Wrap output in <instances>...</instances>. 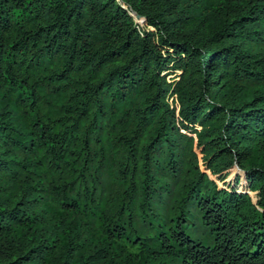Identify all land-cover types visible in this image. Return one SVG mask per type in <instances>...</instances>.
Masks as SVG:
<instances>
[{"label":"trees","instance_id":"1","mask_svg":"<svg viewBox=\"0 0 264 264\" xmlns=\"http://www.w3.org/2000/svg\"><path fill=\"white\" fill-rule=\"evenodd\" d=\"M0 264H264V0H0Z\"/></svg>","mask_w":264,"mask_h":264},{"label":"rangeland","instance_id":"2","mask_svg":"<svg viewBox=\"0 0 264 264\" xmlns=\"http://www.w3.org/2000/svg\"><path fill=\"white\" fill-rule=\"evenodd\" d=\"M237 172L238 171L234 168L230 171L229 175L223 181L217 180L219 186L220 187H228L227 184L229 183V187H236L237 190H240L241 184L239 183V184H237V186H235V183H234V177H235ZM250 194L252 195V193H250ZM253 199H255L254 196H253Z\"/></svg>","mask_w":264,"mask_h":264},{"label":"water","instance_id":"3","mask_svg":"<svg viewBox=\"0 0 264 264\" xmlns=\"http://www.w3.org/2000/svg\"><path fill=\"white\" fill-rule=\"evenodd\" d=\"M134 16L136 19H140V16L138 14L135 13ZM235 168H237V166H235Z\"/></svg>","mask_w":264,"mask_h":264}]
</instances>
